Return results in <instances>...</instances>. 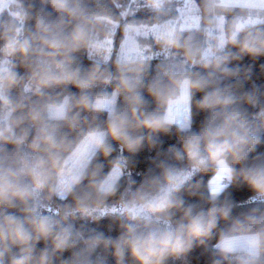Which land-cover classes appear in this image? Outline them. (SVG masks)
Wrapping results in <instances>:
<instances>
[{
  "label": "clouds",
  "instance_id": "9594fccd",
  "mask_svg": "<svg viewBox=\"0 0 264 264\" xmlns=\"http://www.w3.org/2000/svg\"><path fill=\"white\" fill-rule=\"evenodd\" d=\"M262 149L264 0H0V264H264Z\"/></svg>",
  "mask_w": 264,
  "mask_h": 264
},
{
  "label": "trees",
  "instance_id": "16d2710c",
  "mask_svg": "<svg viewBox=\"0 0 264 264\" xmlns=\"http://www.w3.org/2000/svg\"><path fill=\"white\" fill-rule=\"evenodd\" d=\"M138 16H143L144 13L142 12H138L137 13ZM85 63L87 64L88 62L85 61ZM155 63V61H154ZM73 91H77L76 89H73ZM161 138L164 141V147L167 148L168 146H170L171 144L176 143L175 138L172 137H168V136H161ZM264 150V149H262ZM155 155L154 152H149V150L147 148L142 149L136 156V170L137 171H145L147 170L151 165H150V160L149 157ZM137 179H139V177H137ZM230 191L233 193L235 199L237 201L240 200H244L247 198L248 195H250V193H248L246 190H236L235 188L230 189ZM108 224L109 221L108 220H103L102 222H100L98 225H90L92 227H97L100 230H103L106 234L108 233ZM119 234L118 230L117 231H113L112 233H110V235H112L113 237L117 236ZM202 253V249L201 248H197L194 250V252L191 254L192 255V260H193V264H207V256L201 255Z\"/></svg>",
  "mask_w": 264,
  "mask_h": 264
}]
</instances>
